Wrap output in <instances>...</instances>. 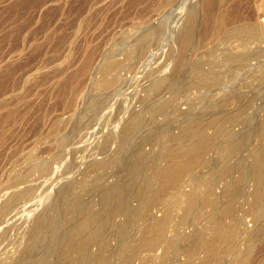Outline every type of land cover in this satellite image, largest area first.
I'll list each match as a JSON object with an SVG mask.
<instances>
[{
	"label": "rangeland",
	"instance_id": "374dc122",
	"mask_svg": "<svg viewBox=\"0 0 264 264\" xmlns=\"http://www.w3.org/2000/svg\"><path fill=\"white\" fill-rule=\"evenodd\" d=\"M200 2V0L189 2L187 0H0V260L4 258L7 263H12L22 256L26 251V245L30 242L29 230L35 216L46 213L51 199L55 200L54 197L62 191L63 185L70 184V188H65L60 193L57 202L58 217L55 222L45 229L35 244H32L29 257H23L18 263L56 264V253L62 237L73 228L66 220L75 217L80 207L89 202L91 207L98 208L100 191L108 184L121 181L126 175L127 162L136 142L146 137H155L152 143L144 147L147 162L140 177L151 171L155 174L164 164L163 147L167 143L168 136L178 132V124H171L170 121H175L180 115H185L184 117L187 118L195 113L208 117V111L217 109L210 107L211 99L214 97L220 100L225 94L224 91L208 96L204 90L186 94L182 90L183 87H180V94H183L179 95L176 106L171 107L167 115L160 116L156 122L149 123L141 130L137 129L138 133L134 130L130 136L132 140L128 138V142L121 147L124 155L119 153L120 151L117 154L114 152L121 140L118 134L119 126L129 116L127 114L141 117L142 110L150 103L145 89L149 84L151 85L154 76L171 75L181 59L177 37L179 39L180 30L189 21L198 24L203 18V14L201 18L200 15L192 21L189 17L194 7L201 6ZM197 29L200 30L201 26L197 25ZM145 37L151 41L147 45L148 51L140 54L137 50ZM217 45V41L199 44L196 52L188 51L183 54L184 60L194 63L198 59H205L204 53L213 50ZM132 51L134 54L130 57ZM113 56L121 62L122 68L117 74L116 83L103 88L104 78L100 68L110 59L109 57ZM262 67L261 65L260 68ZM79 71L83 73L75 80L74 74ZM239 73L236 77L240 79L236 78L237 82L234 78V82L232 80L229 83V90L234 91L236 86L233 84L236 82L239 86V94L245 98H255V103L245 112V116L247 114L246 117L250 121L244 122L241 127H236V139L233 138L232 142L234 139L237 142L229 147L235 158L231 155L233 162L230 157L229 161L232 163L228 161L229 164L226 165L229 170L234 169V172L230 171L232 174L229 172L230 175L221 180L226 186L220 182L215 191L216 196H219L223 192L221 190H225L226 187L228 190L233 189L232 185L238 178V171L245 168L247 160H250L248 149L258 142L257 124L261 123L264 117L262 116L264 89L258 90V93L262 91L259 94L254 92L253 87L247 89L243 84L250 83L252 79L243 80L242 71ZM229 90L228 92L231 93L232 91ZM170 95L171 92L165 93L162 99L166 100ZM236 105V101L232 99L229 109H234ZM191 106H194L195 112L188 113ZM96 108L99 110L95 111ZM145 118H148L147 114ZM106 140H110L112 146L108 155L99 153V148ZM239 140L241 153L240 150L234 149L235 143L239 144ZM237 152L239 153L236 154ZM212 153L209 157L212 158L213 155L215 160L217 157ZM109 157L112 158L105 169L93 170L94 165L91 163ZM236 161L240 163H234ZM212 166L213 168L206 170L207 174L204 173L207 179L210 177L208 175L212 174L211 177H216L215 175L219 173L216 165ZM209 170L212 173H209ZM204 174L200 176L204 181L200 177L199 181L197 180L202 189L205 188L203 182L211 184V177L207 181L203 177ZM232 175L236 178L231 177ZM231 180L232 183L228 182ZM207 184L206 186L209 185ZM251 185L247 177L242 185H239L240 189L238 188L239 194L245 192L240 194L242 197L243 194L245 196L237 203L236 214L239 219L241 218L239 220L241 222H238L240 227L239 224L237 226L241 234L237 233L234 245L239 251H242L241 248H244V251L247 249L248 244L244 238H247L246 233L254 226L251 216L244 213L247 209V199L250 198ZM12 194L18 198L16 199ZM5 204L9 207L7 208ZM133 205L136 203L134 202ZM199 205L185 225L177 222V218L174 223L182 226L178 229L171 224L174 226L169 234L174 235L176 246L167 244L163 252L158 251L157 256L154 257L148 252V254L143 252L135 264H174V261L185 258V246L200 232L201 227L204 226L201 229L203 232L207 230L205 234L209 236L210 227L216 221L218 214L220 215V204L216 207L213 203ZM201 208L202 213H200ZM206 212H209V215ZM156 213L157 216L161 215V212ZM204 215L205 220L202 217ZM237 216H234V219H238ZM122 219L123 215L118 216L114 218L113 223L117 224ZM200 224L203 226L200 227ZM238 244H242L241 248ZM230 245L223 248L224 253L218 255V259L213 261L214 264L222 262V264H234L232 257L237 250H233ZM182 247L184 249H181ZM97 250V245H94V251ZM227 251H233L232 257ZM106 253L102 254L104 260L101 264H109ZM73 257L75 264L77 255L74 254ZM250 263L264 264V252L256 253Z\"/></svg>",
	"mask_w": 264,
	"mask_h": 264
},
{
	"label": "bare ground",
	"instance_id": "6f19581e",
	"mask_svg": "<svg viewBox=\"0 0 264 264\" xmlns=\"http://www.w3.org/2000/svg\"><path fill=\"white\" fill-rule=\"evenodd\" d=\"M189 1L187 0V2ZM200 1L202 4L200 2L199 5L201 6L197 5L198 7H194L190 11L189 17L192 21L203 14V18L199 20L198 24H192L189 21V23L184 25L183 29L180 30L178 35L179 39L177 37L181 59L172 70L173 72L171 75L165 77H162L161 74L153 75V82L145 89L150 99L147 100H149V104L153 105L149 106L148 104V106L142 110L141 117L140 115L127 114L129 116H127L119 126L118 134L119 137L121 136V140L114 149V152L117 154L120 151L119 153L123 154L121 147L128 142V138H130L134 130H141L146 125L148 126L149 123L156 122L160 116L164 114L167 115L170 108L176 106L179 95L183 94H180V87H183L182 90L186 94L191 92L197 93L204 90L208 96H212L215 92L224 91L225 94L222 95L223 97L220 100L214 97L211 99L212 104L210 107H215L218 110L208 111V117L195 113L187 118L184 117L185 115H180L175 121H170L171 124H178V132L168 136L166 140L167 143L163 147L164 164L155 174L151 171V173H144L142 177H140L141 173L145 170V164L147 162V154L144 147L146 144L152 143L155 137H146L138 143L136 142L127 162L126 175L121 181H116V183L112 185L108 184L100 191L97 204L98 208L91 207L89 202L80 207L75 217L66 220L72 224L73 228L69 232H64L65 234L62 237L60 247L56 253V264H74V254L77 255L75 264H101L104 260L102 254L105 252H107L106 259L109 264H135V261L138 260L140 254L143 252H148L149 255L152 254L153 256L150 255L151 257L157 256V252L162 251L167 244L176 246L175 237L169 234V232L174 225L178 227V229L182 225H179L180 227L177 226L174 220L177 221L178 219L177 222L180 224L184 223L185 225V223H187L186 221L190 218L199 204V206H204L213 203L215 207L217 204H220L221 209L220 215L218 214L219 217L217 216L218 219L216 218V221L210 227L211 234L209 235L207 233L209 235L207 236L205 234L207 230L203 232L201 228L204 226L200 224V227L203 226L200 228L201 230L199 229L200 232L195 235L194 238L192 237V239L188 241V245L185 246V258H181L182 260L179 259L176 262L174 261V264H211L218 259L219 254L224 253L222 252L224 247L231 244L230 246L234 248L233 250L238 249L237 246L234 245V239L236 235H238L237 233L241 234V231L238 232V229H240V224L238 222H241L239 221L241 218L239 219L236 214L238 210L237 203L242 197L240 194L245 193L242 192L239 194L238 190L240 189L239 185H242L247 177L252 183V189L249 194L250 198L247 196V209H245L244 213L251 216L254 226L246 233L247 238H244L248 244L245 251L244 248H241L242 244H238L242 251H235L233 257V251L227 252L231 253V257L233 258L232 263L234 264H248L252 261L256 253L264 252V117L261 123L258 122L261 119L257 120V125L259 126L257 144L252 138L254 134L250 137L253 143H255V145H249V147L251 146L248 149L250 160H247L245 168L239 170L240 173L235 168L238 171V178H236V176L233 177V175L231 176L234 179L236 178L235 182H233L234 186L232 185L233 189L228 190L226 187L227 189L224 188L225 190H221L223 192H221L219 196L215 195L216 188L219 186V183L222 182L221 180L225 178V176L228 177L227 175H230L228 173L232 171L229 170L230 168L226 165L230 162L229 158L234 156L231 154L233 151L230 152L231 149L229 147H231L234 142H237V140H235L236 127H241L244 122L246 123V121L249 120V118L246 117L247 114L245 116V112L249 106L251 107L255 103V98H245L239 94V86L236 82L233 84V86L236 87L234 91L231 90V92L229 90V83H231L232 80V82H234V78L236 79V76L242 71L241 78L243 80L252 79L250 83L243 84L244 87H247V89L253 87L254 92L257 94L260 92L262 93V91L258 93V90L264 89V47H262V45L264 46V0H255V2L252 0ZM201 17L202 15L200 18ZM197 25L201 26L200 30L197 29ZM150 41L148 37H145L137 51L140 54L148 51L146 49ZM213 41H217L218 45L213 50H208L209 52L204 53L205 59H198L194 63H191L190 60L187 62L185 61L186 59L184 60L183 54L185 52H196L199 44L206 42L211 43ZM254 45L255 47H252ZM190 52L189 54H191ZM133 54L132 51L130 57L131 55L133 56ZM109 58L110 59L106 60L100 68V73L104 78L103 88L112 86L116 83L118 78L117 74L122 68L121 62L116 60L114 56ZM261 65L263 66L262 68H260ZM247 67H249V69H247ZM81 73H83V71L74 74V79L77 80L80 75H82ZM151 74H149V76ZM237 79L236 81L238 82ZM228 90L231 93H229ZM168 92H171L170 97L166 100L164 98L162 99L165 93ZM232 99L236 101L237 105L234 109H229ZM100 104L99 106L101 107ZM98 108H96L95 111ZM192 112H195L194 106H191L190 110H188V113ZM146 114L148 118H145ZM262 116H264V114ZM80 120L82 121V119ZM257 129L258 128H256V130ZM238 131L240 132V130ZM132 136L134 135L132 134ZM233 138L235 139L232 142ZM224 143H226V145ZM240 143V140L239 144L235 143V150H240ZM111 148L110 140H106L99 148V153L101 152L102 154L108 155ZM241 151L242 150H240V153ZM211 152L215 153L217 157L215 160L213 155L211 156L212 158L209 157ZM238 153L239 152L236 154ZM111 158L112 157H109L108 159L91 163V165H94L93 170L105 169ZM236 160L238 161V159ZM237 161L234 163H240ZM232 162H230V164ZM214 164L219 173L215 175L216 177H211L212 174L208 175L211 177V180L209 179L210 177L208 178L211 184L203 182L205 188L202 189L201 186H199L200 184L198 185V179L204 173L207 174L206 170L211 167L213 168L212 165ZM238 167H240V165ZM89 170L88 172H90ZM210 170L209 173H212ZM232 172H234V169ZM232 172L230 173L232 174ZM213 173L215 174L216 172ZM205 174L203 177H205ZM234 175H236V173H234ZM200 179L203 180L201 177ZM204 179L207 178L205 177ZM208 179L207 181H209ZM228 182L232 183V180ZM206 184L208 186H206ZM69 185L70 184L63 185L62 188L68 189ZM227 185L229 186L230 184ZM223 186L226 185L224 184ZM61 192L55 196L56 198L54 197V201H52L53 198L51 199L52 203L49 200V204H51L47 205V207H49L47 208L48 210L46 209V213L39 212L40 215L37 214V216H35L36 218H34L29 230L30 242L26 245V251L22 256L18 260L12 261V263H7L6 259L3 258V260H0V264H18L19 260L23 257H29L32 251V244H35V241L41 238L40 236L45 229L51 226L58 217L57 202ZM243 195L245 196V194ZM18 196L20 197V195ZM14 197L16 198L15 195ZM134 202L136 205H133ZM6 207L8 208L9 206ZM154 210H156V212H161V215L157 216ZM200 210V213H202V208ZM196 211L194 214H196ZM206 213L209 215V212ZM206 213L203 214L207 215ZM212 213H214V211H212ZM122 215L123 219L120 222L117 224L113 223L114 218ZM205 215L202 216L204 218L203 220H205ZM211 215L213 217V214ZM234 216H237L238 219H234ZM215 217L216 216H214V218ZM135 218L137 220H135ZM208 218L209 217H207V219ZM195 219L198 220V218ZM237 224H239V227ZM245 228L244 226V229ZM113 242L115 244H113ZM94 245H97V251H94ZM181 249H184V247ZM94 261L95 263H93ZM218 262L220 263L219 260ZM212 264H214V262Z\"/></svg>",
	"mask_w": 264,
	"mask_h": 264
}]
</instances>
